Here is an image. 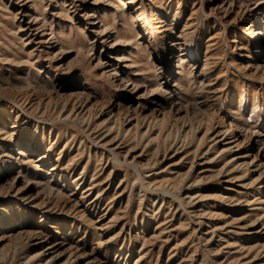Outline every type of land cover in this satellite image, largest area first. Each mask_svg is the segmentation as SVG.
Here are the masks:
<instances>
[{
	"label": "rangeland",
	"instance_id": "374dc122",
	"mask_svg": "<svg viewBox=\"0 0 264 264\" xmlns=\"http://www.w3.org/2000/svg\"><path fill=\"white\" fill-rule=\"evenodd\" d=\"M0 264H264V0H0Z\"/></svg>",
	"mask_w": 264,
	"mask_h": 264
},
{
	"label": "bare ground",
	"instance_id": "6f19581e",
	"mask_svg": "<svg viewBox=\"0 0 264 264\" xmlns=\"http://www.w3.org/2000/svg\"><path fill=\"white\" fill-rule=\"evenodd\" d=\"M40 238H44V237H41V236L35 237V235L33 236V240L36 241V243H40V242H38L40 240ZM51 247H54V245H52Z\"/></svg>",
	"mask_w": 264,
	"mask_h": 264
}]
</instances>
